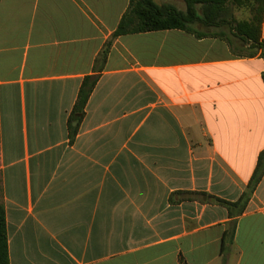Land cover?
<instances>
[{
  "label": "crops",
  "instance_id": "1",
  "mask_svg": "<svg viewBox=\"0 0 264 264\" xmlns=\"http://www.w3.org/2000/svg\"><path fill=\"white\" fill-rule=\"evenodd\" d=\"M244 3L196 33L114 40L71 144L82 83L130 0H0L10 264H264V177L241 216L216 203L240 199L264 151V56L236 31Z\"/></svg>",
  "mask_w": 264,
  "mask_h": 264
},
{
  "label": "trees",
  "instance_id": "2",
  "mask_svg": "<svg viewBox=\"0 0 264 264\" xmlns=\"http://www.w3.org/2000/svg\"><path fill=\"white\" fill-rule=\"evenodd\" d=\"M187 6L186 12H181L174 6L157 5L154 0H130L128 11L123 16L110 41L100 52L95 61L94 75L87 76L80 88L78 98L72 110L68 122L70 143L77 138L80 125L86 115V107L99 80L100 74L105 70L114 40L119 37L134 34H144L157 31L182 30L196 33L190 29V25L203 23L214 26L222 22L226 6L231 0H184ZM199 6L203 14H199ZM253 17L248 22H237L236 31L254 42V47L263 50L264 41H261V26L264 20V0H254L252 8ZM77 126H74V123ZM264 177V151L261 152L256 169L250 179L246 190L237 202H228L216 199V203L227 208L229 216L235 218L241 216L254 195L257 187ZM206 196L205 193L199 194ZM0 184V264H10L9 242L7 232L6 209L2 198Z\"/></svg>",
  "mask_w": 264,
  "mask_h": 264
},
{
  "label": "rangeland",
  "instance_id": "3",
  "mask_svg": "<svg viewBox=\"0 0 264 264\" xmlns=\"http://www.w3.org/2000/svg\"><path fill=\"white\" fill-rule=\"evenodd\" d=\"M251 14H253V12L250 10V0H245V3L239 8V12H237V17L240 19H247V17L251 18Z\"/></svg>",
  "mask_w": 264,
  "mask_h": 264
},
{
  "label": "water",
  "instance_id": "4",
  "mask_svg": "<svg viewBox=\"0 0 264 264\" xmlns=\"http://www.w3.org/2000/svg\"><path fill=\"white\" fill-rule=\"evenodd\" d=\"M154 1H155V3L157 5L161 6V3L160 2H158L157 0H154ZM74 126H77V123L76 122L74 123ZM212 202H215V199H212Z\"/></svg>",
  "mask_w": 264,
  "mask_h": 264
}]
</instances>
